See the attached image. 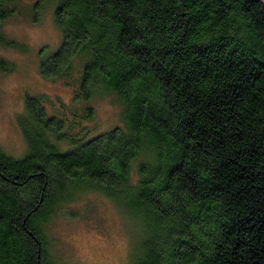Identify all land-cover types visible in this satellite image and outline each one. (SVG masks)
<instances>
[{"label":"trees","instance_id":"1","mask_svg":"<svg viewBox=\"0 0 264 264\" xmlns=\"http://www.w3.org/2000/svg\"><path fill=\"white\" fill-rule=\"evenodd\" d=\"M19 1L0 0V47L25 53L2 25L52 9L40 76L72 102L26 94L23 152L0 146V264H58L48 227L88 192L144 221L139 264H264V0Z\"/></svg>","mask_w":264,"mask_h":264},{"label":"rangeland","instance_id":"2","mask_svg":"<svg viewBox=\"0 0 264 264\" xmlns=\"http://www.w3.org/2000/svg\"><path fill=\"white\" fill-rule=\"evenodd\" d=\"M36 0H20L26 13ZM52 9L44 10L39 21L16 16L7 19L2 32L8 38L22 43L21 53L0 47V57L16 67L11 73H0V146L7 153L20 156L24 142L20 137L17 118L23 111L27 95H46L70 105L71 90L61 82L41 78L39 64L59 46L60 32L51 18ZM97 128L115 126L118 107L108 98H94ZM54 107L46 106L48 113ZM89 126H91L89 124ZM122 199L114 201L100 193H85L61 208L48 227V240L56 253L58 264H139L147 247L143 220L124 213ZM53 252V253H54Z\"/></svg>","mask_w":264,"mask_h":264}]
</instances>
